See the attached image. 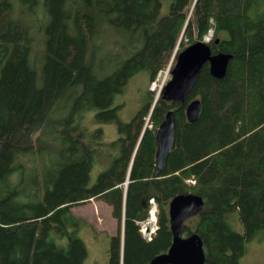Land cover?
I'll return each instance as SVG.
<instances>
[{"label":"trees","instance_id":"trees-1","mask_svg":"<svg viewBox=\"0 0 264 264\" xmlns=\"http://www.w3.org/2000/svg\"><path fill=\"white\" fill-rule=\"evenodd\" d=\"M39 5L48 23L43 42L30 19ZM160 6V0H0V264H83L84 220L71 208L95 198L117 221L109 264H148L167 251L168 203L181 193L204 199L181 232L200 236L206 264H239L245 244L264 238V0H172L163 15ZM110 29L124 32L134 49L98 78ZM209 31L211 52L232 55L225 75L212 77L205 64L183 103L160 94L152 109L150 99L121 123L111 104L127 79L140 69L154 78L177 42L176 53ZM194 99L201 111L189 123L185 108ZM94 109V119L114 121L121 136L114 141L119 153L108 154L109 167L90 185L101 129L89 132L82 113ZM168 110L174 142L158 171L155 133ZM151 197L157 230L146 241L138 223ZM232 212L242 233L227 222Z\"/></svg>","mask_w":264,"mask_h":264},{"label":"rangeland","instance_id":"rangeland-1","mask_svg":"<svg viewBox=\"0 0 264 264\" xmlns=\"http://www.w3.org/2000/svg\"><path fill=\"white\" fill-rule=\"evenodd\" d=\"M160 1L161 6L159 14L163 15L168 12L172 0ZM18 6L20 5H17V14L20 11ZM35 8L36 9L31 10L30 12V19L34 26L33 33L37 41L43 42L44 30L48 25L47 17L44 14L41 5ZM103 38V49L98 55L95 68L98 78L102 77L100 71L106 73L112 71L116 68L118 63L124 58H127L130 52L134 49V46L129 44L128 39L126 40L124 32L110 29L104 32ZM178 44L179 42H177L175 50L168 58L165 66L156 73L154 78L150 79V72L148 69H140L129 77L121 91L115 94L111 107L116 108V114L121 123L125 124L130 122L132 118L141 111L147 101H150V99L154 100L156 94H158L159 97L161 91L158 93V91L153 90V87L150 86L151 82L156 78L160 71L164 74L168 65H171L170 68L172 69L177 54L176 51ZM139 46L140 44L136 47ZM36 49L42 50V47L37 46ZM37 53L38 52L36 51L35 54L40 57V53ZM39 57L36 62L39 67L38 70L40 76V66L42 61ZM171 69H169L168 72L169 79ZM40 83L39 80L38 85H40ZM95 113V109L84 111L82 113V125L87 127L89 132H92L97 128L101 129V139L99 141L102 148L100 151L101 155L90 172V185L95 183L97 176L101 173L100 171L106 166L108 159L110 158L108 157V154L119 153L114 141L121 136L114 121H100L99 123L94 119ZM147 116L145 119L148 118ZM148 124L149 126L151 125L150 123ZM112 142H114V144H112ZM35 161L37 160L35 159ZM71 211L74 215L81 217L84 220V225L79 232V235L83 239L87 248V257L83 264H109L110 237L115 235L117 229V221L112 216L111 208L101 199L95 198L73 206ZM227 222L234 231L242 233V227L236 212L228 214ZM185 226H190V223H185ZM183 236L187 235L184 233ZM239 264H264V238L256 237L245 244V252L240 257Z\"/></svg>","mask_w":264,"mask_h":264},{"label":"water","instance_id":"water-1","mask_svg":"<svg viewBox=\"0 0 264 264\" xmlns=\"http://www.w3.org/2000/svg\"><path fill=\"white\" fill-rule=\"evenodd\" d=\"M219 39H215V44ZM231 54L212 53L205 40L196 41L181 49L175 57L170 71V79L165 84L161 97L166 101L183 103L194 87L202 67L207 64L209 74L214 78H222L228 66ZM155 104L152 103L151 109ZM201 103L199 99L191 100L185 108V116L189 123L199 117ZM175 117L168 110L155 133V165L161 171L171 152L174 142ZM127 178V176H126ZM127 181L124 182V186ZM204 199L195 194L181 193L174 196L168 203V223L172 240L167 251L154 256L148 264H206L203 242L193 232L183 236L184 223L197 215L204 208Z\"/></svg>","mask_w":264,"mask_h":264},{"label":"built area","instance_id":"built-area-1","mask_svg":"<svg viewBox=\"0 0 264 264\" xmlns=\"http://www.w3.org/2000/svg\"><path fill=\"white\" fill-rule=\"evenodd\" d=\"M210 35L211 33H209L205 37V39L207 40ZM169 69H170V65L167 67V70L164 74L159 72L156 78L151 82L150 86L153 87V90L158 91V93L159 91L162 92L165 84L169 80L168 78ZM156 96H158V94H156ZM148 120H149V117L145 119L144 127H148V128L150 127L148 124ZM138 225H139V232L141 233L142 237L146 241H150L157 230V205H156L154 198L151 197L148 199L147 216L143 221H140Z\"/></svg>","mask_w":264,"mask_h":264},{"label":"bare ground","instance_id":"bare-ground-1","mask_svg":"<svg viewBox=\"0 0 264 264\" xmlns=\"http://www.w3.org/2000/svg\"><path fill=\"white\" fill-rule=\"evenodd\" d=\"M211 37H212V36H211ZM168 66H169V65H168ZM170 66H171V65H170ZM170 69H171V68H170ZM160 72H161V71H160ZM147 113H148V112H147ZM149 115H150V114H149ZM145 116H146V115H145ZM147 117H148V116H147ZM52 118H53V117H52ZM146 119H147V118H146ZM149 121H150V120H149ZM143 123H144V121H143ZM150 123H151V121H150ZM142 126H143V125H142ZM142 126H141V127H142ZM151 126H152V125H151ZM150 128H151V127H150ZM148 129H149V128H148ZM141 130H142V129H141ZM143 130H144V129H143ZM39 133H41V132H39ZM141 135H142V134H141ZM34 137H35V136H34ZM127 169H128V168H127ZM99 174H100V173H99ZM126 176H127V178H125V181H127V183H128V178H129V177H128V173H127ZM125 181H124V182H125ZM124 182H123V184H122V186H123L122 188L125 190L126 186H124ZM6 183H7V182H6ZM127 183H126L125 185H128ZM123 192H124V191H123ZM124 196H125V195H124ZM147 205H148V204H147ZM147 208H148V207H147ZM157 213H158V212H157ZM140 221H141V220H140ZM140 221H139V222H140ZM142 221H143V220H142ZM153 237H154V236H153Z\"/></svg>","mask_w":264,"mask_h":264},{"label":"flooded vegetation","instance_id":"flooded-vegetation-1","mask_svg":"<svg viewBox=\"0 0 264 264\" xmlns=\"http://www.w3.org/2000/svg\"><path fill=\"white\" fill-rule=\"evenodd\" d=\"M112 156H113V154H112ZM112 156L110 155V158L108 159V162H107L106 166H104L100 172H102L103 170H106V169L109 167V165H110V160L112 159ZM98 158H99V157H98ZM98 158H97L95 164L98 162Z\"/></svg>","mask_w":264,"mask_h":264}]
</instances>
